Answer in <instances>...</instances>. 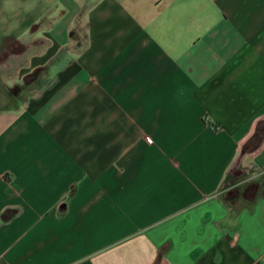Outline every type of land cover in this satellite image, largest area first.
<instances>
[{
    "label": "crops",
    "instance_id": "0c3cea01",
    "mask_svg": "<svg viewBox=\"0 0 264 264\" xmlns=\"http://www.w3.org/2000/svg\"><path fill=\"white\" fill-rule=\"evenodd\" d=\"M18 2L0 264H264V0Z\"/></svg>",
    "mask_w": 264,
    "mask_h": 264
},
{
    "label": "built area",
    "instance_id": "2783aa9c",
    "mask_svg": "<svg viewBox=\"0 0 264 264\" xmlns=\"http://www.w3.org/2000/svg\"><path fill=\"white\" fill-rule=\"evenodd\" d=\"M211 127L212 128H215V129L218 128L217 126H214L213 124H211ZM147 141L150 142L151 140L149 138H147ZM256 169L257 168L253 164H248L246 167H244L243 169H241L238 174L240 175L241 172L249 173V170L253 171V173H255V172L256 173H259L258 170H256ZM230 171H231V169H230ZM236 185H234V183H231V182L230 183L229 182H226V184H223L224 189H226L225 191H227L226 194L229 195V196H236L234 194L235 186Z\"/></svg>",
    "mask_w": 264,
    "mask_h": 264
},
{
    "label": "rangeland",
    "instance_id": "374dc122",
    "mask_svg": "<svg viewBox=\"0 0 264 264\" xmlns=\"http://www.w3.org/2000/svg\"><path fill=\"white\" fill-rule=\"evenodd\" d=\"M23 2L24 1H26V0H22ZM29 1V0H28ZM31 1V0H30ZM33 1V3L35 4H38V6L41 8H43L44 6H46L47 5V3H46V0H32ZM35 1H37V2H35ZM20 2H18V0H0V4H10L11 6H16V5H18ZM53 12V11H52ZM51 12V13H52ZM51 17H52V15H51ZM40 19V18H39ZM52 19H53V17H52ZM47 19H45L44 21H46ZM39 22V21H38ZM38 42H42V44H47V40L45 39V38H39V40H38ZM234 194L235 195H237V194H239V190H238V186H235V191H234Z\"/></svg>",
    "mask_w": 264,
    "mask_h": 264
},
{
    "label": "trees",
    "instance_id": "16d2710c",
    "mask_svg": "<svg viewBox=\"0 0 264 264\" xmlns=\"http://www.w3.org/2000/svg\"><path fill=\"white\" fill-rule=\"evenodd\" d=\"M210 126H211V124H209ZM213 129H215V128H213Z\"/></svg>",
    "mask_w": 264,
    "mask_h": 264
}]
</instances>
